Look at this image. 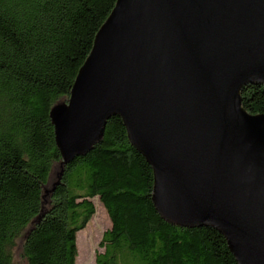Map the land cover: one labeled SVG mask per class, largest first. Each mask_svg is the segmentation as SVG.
Masks as SVG:
<instances>
[{"label":"water","instance_id":"obj_1","mask_svg":"<svg viewBox=\"0 0 264 264\" xmlns=\"http://www.w3.org/2000/svg\"><path fill=\"white\" fill-rule=\"evenodd\" d=\"M248 85H264V0H119L51 112L56 143L72 163L120 116L158 214L264 264V114L242 108Z\"/></svg>","mask_w":264,"mask_h":264},{"label":"trees","instance_id":"obj_2","mask_svg":"<svg viewBox=\"0 0 264 264\" xmlns=\"http://www.w3.org/2000/svg\"><path fill=\"white\" fill-rule=\"evenodd\" d=\"M118 1L0 0V264H77L96 197L112 228L95 264H238L219 231L158 214L154 171L120 116L88 155L61 156L51 112L69 102ZM241 100L263 115L264 85Z\"/></svg>","mask_w":264,"mask_h":264},{"label":"rangeland","instance_id":"obj_3","mask_svg":"<svg viewBox=\"0 0 264 264\" xmlns=\"http://www.w3.org/2000/svg\"><path fill=\"white\" fill-rule=\"evenodd\" d=\"M96 207V215L87 228L78 234V251L81 246V253L77 259V264H95L98 253L104 252L100 243L104 234L112 228L110 217L99 197L92 200Z\"/></svg>","mask_w":264,"mask_h":264}]
</instances>
